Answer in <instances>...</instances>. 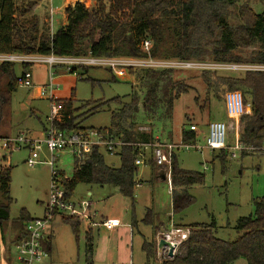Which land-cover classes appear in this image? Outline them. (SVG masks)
<instances>
[{"label": "trees", "instance_id": "obj_1", "mask_svg": "<svg viewBox=\"0 0 264 264\" xmlns=\"http://www.w3.org/2000/svg\"><path fill=\"white\" fill-rule=\"evenodd\" d=\"M241 1L96 0L93 8L77 3L66 9L67 25L51 35L40 31L38 19L32 16L33 4L17 6L15 0H0V55L80 57L91 53L100 58H146L141 45L149 40L152 42L151 56L156 59L264 66V0L259 12L247 5L239 6ZM21 67L22 76L18 78L15 64H0V103L8 100L20 86L25 73L31 71V65ZM178 73L179 70L136 72V79L146 89L144 97L133 91L129 102L114 99L119 109L111 113V126L94 130L125 144L118 155L120 167L107 164L105 154L98 149L83 164L75 160L72 178L58 172L68 200L74 196L80 184L109 186L117 188L134 207L136 179L140 169L135 165L140 153L137 145L159 142L153 133L143 132L137 126L140 110L151 121L164 116L172 118L175 103L190 90L184 81L176 78ZM217 73L202 71V82L208 95L221 100L219 93L223 91L232 97L231 103L240 108L239 114L228 117V134L238 135L241 145L263 148L264 71H246L242 78ZM89 81L93 86L99 84L98 81ZM4 82L7 90L3 94L1 87ZM57 102L60 112L53 124L68 135L89 130L81 127L78 121L77 114L82 108L89 107L90 112H96L102 106L90 101L82 108H76L74 98ZM199 138L200 135L191 130L182 133V143L185 145H195ZM227 151L222 150L218 155L222 162L227 160ZM258 154L264 156V151ZM250 155L256 154L244 152L242 157ZM146 164L152 170L168 172L166 166H156L152 154L146 156ZM11 173V166L0 169V230L6 242L10 229L11 244L14 246L26 237V226L33 218L22 210L18 219H10L14 203L11 197ZM170 181L172 214L176 217L194 203L189 190L193 186L203 185L205 175L182 169L175 153ZM253 206V215L237 221L235 228L240 237L235 241L219 239L215 223L175 224L178 229L189 230V237L181 244L177 254L163 264H234L239 259H245L247 264H264V197L253 200ZM63 221L71 227L78 240L82 222L75 218H63ZM141 223L150 226L153 232V240H145L142 250L148 263H154L159 256L154 239L163 228L167 230L168 227L152 209L147 210ZM137 224L133 215L132 227L136 228ZM91 233H86L88 264H92ZM46 250L50 253L51 243L46 245Z\"/></svg>", "mask_w": 264, "mask_h": 264}, {"label": "rangeland", "instance_id": "obj_2", "mask_svg": "<svg viewBox=\"0 0 264 264\" xmlns=\"http://www.w3.org/2000/svg\"><path fill=\"white\" fill-rule=\"evenodd\" d=\"M35 1L37 6L34 8V15L42 22L45 19L48 20L45 28L51 29L55 34L64 22V7L67 0H15V3L17 6L32 5ZM90 1L92 5L96 2V0ZM246 5L253 11L259 12L263 7V0H242L239 4V6ZM88 6L91 4L88 3ZM15 65L16 75L20 78L22 67L18 63ZM31 72L35 88L28 89L20 85L8 100L0 103V138H14L22 135L33 140L43 139L44 128L50 125L55 101L71 98H74L76 108H82L90 101H94L95 105H102L96 112H90L89 107L82 108L77 114L81 127L89 130L108 129L111 126V113L119 109V106L113 102L114 99L120 98L123 102H129L133 91L140 97H144L146 93V89L134 75L126 80H115L113 74L105 68L77 69V75H73L65 68L56 67L53 70L54 81L56 85H59L60 90L55 93L53 102L41 97L38 91L39 86L47 88L49 84V65L32 64ZM217 74L242 78L246 75V71H221ZM175 76L178 80L184 81L190 90L175 103L172 118L164 116L157 121H151L140 110L137 126L147 130H142L143 132L153 133L159 139V143L181 145L183 131L190 130L191 125H197L200 138L196 145L205 146V140L209 134L208 125L214 122L227 124V116L235 114L238 109H235V103H231L232 97L223 91L219 93L221 100L208 95L202 82L201 70H184ZM89 80L98 81L99 84L93 86ZM6 90L7 84L4 82L1 92L4 94ZM208 105L210 106L207 110ZM202 109L205 110L202 112ZM236 143L235 135L228 134L227 145L234 147ZM2 146L3 140L0 139V169L12 167L11 197L14 203L11 206L10 219H18L22 210H25L33 219L44 218V205L48 201L52 184V172L47 164L48 150L43 146L40 150V163L30 168L26 163L31 154L29 147L3 150ZM219 154L220 151L209 150L177 151L179 166L184 170L203 173L205 182L203 185L190 188L189 192L194 198V203L176 217L172 214V186L169 176L167 181L159 179L158 170H152L150 166L139 169L136 181L142 185L135 189L133 208L132 203L124 199L117 189L109 186L80 184L70 200L77 206L83 202L91 203L90 211L97 221L101 220L100 214L108 216L115 211L119 213L122 204L126 203L125 211L119 219L122 224L128 225H131L133 215L137 220H141L145 217L147 210L152 209L166 223L164 226L168 227V231L163 228L155 237L157 248L163 236L176 228L175 224L189 226L215 223L219 239L235 241L240 237L235 228L237 221L253 215V200L264 197V156L257 153L242 157L238 154L236 158H233L231 150L227 160L222 162L218 158ZM55 156L58 158L57 170L63 172L66 178H72L75 158L69 151L56 153ZM105 156L107 164L116 168L120 167L121 161L118 156ZM164 173L168 174L166 171ZM55 219L57 225L53 254L43 264H88L85 224L81 223L79 239L76 240L71 227L64 223L61 217ZM9 231L6 234V251H9L10 258L14 260L16 250L11 244L12 237ZM92 235L95 237L96 244L99 234L94 230ZM153 237L151 227L141 223L139 230H135L132 241L127 236L123 237V240L120 239V255L130 258L129 262L132 261V263L128 264H145L147 260L142 244L144 238L146 241H151ZM180 246L176 248V254ZM114 255L116 256L111 262L100 264H118L117 252H114ZM158 255V261L150 264H163L170 259L168 249L158 250ZM94 262L98 264L96 260ZM234 264H247V262L245 259H239Z\"/></svg>", "mask_w": 264, "mask_h": 264}, {"label": "built area", "instance_id": "obj_3", "mask_svg": "<svg viewBox=\"0 0 264 264\" xmlns=\"http://www.w3.org/2000/svg\"><path fill=\"white\" fill-rule=\"evenodd\" d=\"M81 4H85L89 8L88 1L76 0ZM53 14V12H51ZM142 52L147 55L146 58H100L94 57L91 53L87 56L68 57V56H21V55H0V63H13L22 65H32L35 63H44L49 65V84L47 88H38L41 97L55 101V93L60 90L59 85L55 84V73L53 70L56 67L65 68L67 72L77 75V69L88 68H105L109 70L118 80H126L135 76L139 71H163V70H209V71H264V66L238 65V64H213V63H198L186 62L181 60H164L156 59L151 56L152 42L146 40L141 45ZM20 85L32 89L35 88L33 83L32 72H26L22 78ZM238 111L235 114H230L229 117L240 113V108L236 104ZM60 106L55 101L53 104V114L50 119V125L44 131L43 139L33 140L26 136L18 135L14 138H6L3 140V150H13L27 146L31 150L27 166L34 168L40 163V150L43 146L49 152V160L47 164L52 172V184L49 192V198L45 206V216L42 219L36 218L30 221L26 226L27 235L20 242L14 245L16 250V258L11 259L10 264H43L50 253L46 250V245L49 241L51 223L56 217L75 218L85 224L87 232L95 230L99 227H105L110 231H115L121 226V221L116 219H106L97 221L95 215L90 211L91 203H80L76 205L68 200L65 191L61 186L58 170L56 167V153L69 151L70 154L79 162L85 163L89 155L96 149L108 156H118L122 147L125 145L122 141L98 131L88 130L86 132H78L73 134H65L53 124L54 118L59 114ZM209 134L206 137L205 146L198 145H175L171 143H153V144H138L140 153L137 155L135 165L139 168L146 166V156L152 154L153 160L158 167L166 166L168 168L167 176L171 175V165L175 153L182 149H195L198 152L204 150L222 151L232 150V157L236 158L238 154L244 152L257 154L264 151L263 148H253L241 145L238 141L234 147L227 145L228 127L224 122H214L208 125ZM147 131L146 129H140ZM190 130L198 133L197 125H191ZM146 153V154H145ZM138 182L136 188L140 187ZM189 237V230L174 228L168 234L163 236V239L171 243L176 248L185 242ZM169 250V249H168ZM177 250V249H176Z\"/></svg>", "mask_w": 264, "mask_h": 264}, {"label": "crops", "instance_id": "obj_4", "mask_svg": "<svg viewBox=\"0 0 264 264\" xmlns=\"http://www.w3.org/2000/svg\"><path fill=\"white\" fill-rule=\"evenodd\" d=\"M77 3H79V2L76 0H67L65 7H64V12H65L64 22L61 25V28L65 27L67 25L66 9L69 7L75 6ZM88 3L91 4V6H89L90 8H92L96 5V2L92 5V2L90 0H88ZM33 4L34 5H33V10H32V16H35L38 19L40 31L45 32V33L48 32L49 34L53 35L54 33H52L51 29L45 28V26L48 25V20L45 19V21L42 22V20H40L36 15H34L33 11H34L35 6H37L36 1ZM235 109H237L236 106H235ZM227 117H229V116H227ZM44 130H45V128H44ZM235 139H236V141H238V135L235 136ZM147 166L148 165H146L145 167H147ZM161 172H162L161 170H158V175ZM166 177L168 180L167 175H166ZM115 189H117V188H115ZM125 204L126 203L122 204V207H120L119 213H116V211H115V212L109 214L108 216L107 215L102 216V214H100V216H101L100 221L106 220V219L120 220L119 218H121V216H122L121 214L123 213V211H125ZM171 208H172V206H171ZM141 220H137L139 224H137L136 228L132 227V222H131V225L122 224V222H121V226H119L115 231H110V230L106 229L105 227H99V228L95 229V231L99 234V239L95 244V240H94L95 237H93V235H92V239H93L92 240L93 241V243H92L93 251H92V256H91L92 257V264L95 263L94 260H96V263H98V264L106 263L107 261L111 262V260L113 258H115V256H116V255H114V252H117V263L118 264L132 263V261L129 262L130 261L129 257H127V256L124 257V256L120 255L121 253H120V248H119V245H120L119 242H120V239H122L125 236L129 237V239L132 241L133 237H134L135 230H139ZM56 225H57L56 219H54V221L51 223L50 236H49V241H48V243H51L50 256L53 254V249H54ZM93 231L94 230L90 231V233L91 232L93 233ZM144 241H145V238H144ZM143 244H144V242H143ZM143 244H142V246H143ZM146 260H147V258H146ZM112 262H114V261H112ZM10 263H11L10 253H9V251H6V242L3 241L1 230H0V264H10ZM145 264H149L148 261Z\"/></svg>", "mask_w": 264, "mask_h": 264}, {"label": "water", "instance_id": "obj_5", "mask_svg": "<svg viewBox=\"0 0 264 264\" xmlns=\"http://www.w3.org/2000/svg\"><path fill=\"white\" fill-rule=\"evenodd\" d=\"M158 178L163 180V181H166V179H167L166 174L163 171L158 175ZM164 249H169L168 250V256L170 259H172L175 256L176 247L173 246L171 243L167 242L166 240L162 239L159 242L158 250L163 251Z\"/></svg>", "mask_w": 264, "mask_h": 264}]
</instances>
